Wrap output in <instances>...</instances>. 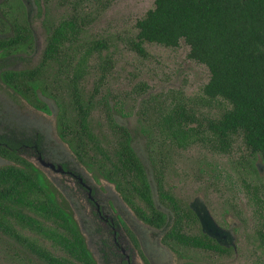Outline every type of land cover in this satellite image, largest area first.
I'll list each match as a JSON object with an SVG mask.
<instances>
[{
	"label": "flooded vegetation",
	"instance_id": "flooded-vegetation-1",
	"mask_svg": "<svg viewBox=\"0 0 264 264\" xmlns=\"http://www.w3.org/2000/svg\"><path fill=\"white\" fill-rule=\"evenodd\" d=\"M38 8V0H0V147L20 159L21 168L41 177L56 205L75 224L91 264H192L189 250L213 258L227 254L230 235L210 221L203 208L184 204L177 188L165 180L168 155L163 149L167 144L159 145L162 138L155 129L159 107L150 105L149 98L140 100L145 92H139L145 89H129L131 93L112 102L102 94L109 70L101 72L99 64L91 89L83 88L92 74L88 62L92 56L86 58L84 73L77 81L74 69L82 51L75 57L44 56L48 36L61 20L75 13V8L55 25H45L44 47L34 59L27 60L26 52L35 50L34 25L45 16L46 9L41 13ZM14 56H18L16 64L11 61ZM6 72L15 73L9 83L4 80ZM30 75L36 84L33 90L28 83ZM75 85L88 111L85 135L75 131ZM133 96L137 104L131 109ZM94 109L103 114L102 129L89 122ZM27 112L53 116L55 121L46 125L45 120ZM141 136L145 140L142 150L137 146ZM121 144L131 149L142 166L151 203L161 215L151 211L133 189L128 179L131 170L125 180L123 175L109 173L117 161L121 162L116 153ZM121 156L125 157V152ZM7 161L19 165L12 159ZM135 162L131 159L127 163ZM180 237L196 239L198 246L183 244Z\"/></svg>",
	"mask_w": 264,
	"mask_h": 264
},
{
	"label": "trees",
	"instance_id": "trees-1",
	"mask_svg": "<svg viewBox=\"0 0 264 264\" xmlns=\"http://www.w3.org/2000/svg\"><path fill=\"white\" fill-rule=\"evenodd\" d=\"M84 25L75 7V13L61 20L48 36L44 56H66L63 48L76 43ZM135 26L133 49L140 55L145 52L144 43L176 48L183 40L189 48L187 57L208 69L209 79L202 87L203 96L230 105L219 117L207 118L203 124L183 103L170 101L168 107L157 111L155 129L162 138L157 141L159 145L166 143L169 147L184 149L201 144L209 146L212 152L226 154L240 136L248 154L240 156L237 163L254 177L252 184L246 186V192L251 195L253 205L262 208L264 201L259 192L264 184L261 180L254 181L258 179L254 161L260 158L264 164V0H154L153 8L146 11ZM106 48L103 41L90 42L75 63L76 81L84 73L86 58L94 54L99 57ZM99 65L100 71L106 72L112 64L105 59ZM13 75L15 73L6 72L4 80L9 83ZM33 77L28 76L32 90L36 86L31 80ZM76 85L73 120L75 131L85 135L88 111ZM123 152L125 157L121 156ZM116 153L121 162L117 161L109 173L114 177L123 175L125 180L126 172L131 170L128 179L133 189L151 211L161 215L151 203L149 184L131 149L121 144ZM0 156L19 163L0 166V232L45 264H91L75 224L56 205L41 177L21 168L20 162H23L6 148L0 147ZM131 159L136 162L127 163ZM213 178L218 180L219 175ZM15 226L44 237L64 255L52 254L35 238L23 236ZM259 235L264 243V234ZM180 240L183 244L198 246L196 239L189 241L180 237ZM205 245L217 248V245Z\"/></svg>",
	"mask_w": 264,
	"mask_h": 264
},
{
	"label": "rangeland",
	"instance_id": "rangeland-1",
	"mask_svg": "<svg viewBox=\"0 0 264 264\" xmlns=\"http://www.w3.org/2000/svg\"><path fill=\"white\" fill-rule=\"evenodd\" d=\"M153 6L154 0H38L39 12L46 11L43 21L40 16L38 23L34 25V29H37L35 50L26 52L27 60L34 59L33 56H37L40 48L44 47L45 25H55L77 7L85 25L82 26L79 42L66 45L63 48L64 54H73L75 57L94 41H103L107 45L99 56L101 59L96 54L89 59V71L92 74L83 83L84 90L91 89L98 71L95 67L106 59L112 65L103 83L102 94L110 97L112 102L115 97L131 93L129 89L136 88L139 91L144 88L143 92H139H145L140 100L149 98L148 103H155L154 107H159V111L168 107L170 101H175L190 108L203 124L207 118L219 117L230 105L222 100H210L203 96L202 87L209 79L208 69L187 57L189 48L183 40H180L176 48L144 43L143 55L133 49L137 33L135 23ZM17 57L14 56L11 60L14 64L18 62ZM2 95L0 92V96ZM136 99L133 96L129 101L131 109L136 108ZM27 114L35 119L45 120L46 125L55 121L53 116L45 117L33 112ZM103 121V114L94 109L89 118L91 125L102 129L105 127ZM143 143L145 144V140L142 136L137 138L138 147L144 148ZM163 151L168 155L167 184L177 188L179 199L184 204L203 208L215 225L230 235V240L225 245L227 254L213 258L208 254L189 250L188 257L192 264H264V243L259 235L264 234V205L258 209L253 205L251 195L246 192V186L252 184L254 177L237 163L240 156L248 154L240 136L236 137L231 152L226 154L212 152L209 146L201 144H192L184 149L166 145ZM4 164L9 162L0 157V165ZM254 167L258 175V179L256 177L254 181L261 180L264 184V164L260 158H256ZM217 174L218 180L213 178ZM259 195L264 201V187ZM15 228L23 236L35 238L52 254L64 255L44 237L19 226ZM232 248L235 249L234 252ZM0 264L45 263L0 232Z\"/></svg>",
	"mask_w": 264,
	"mask_h": 264
},
{
	"label": "water",
	"instance_id": "water-1",
	"mask_svg": "<svg viewBox=\"0 0 264 264\" xmlns=\"http://www.w3.org/2000/svg\"><path fill=\"white\" fill-rule=\"evenodd\" d=\"M141 150H142V147L140 148ZM139 152V151H138ZM140 153V152H139ZM144 153H145V151H144ZM142 154V153H141ZM146 157V156H145ZM208 215V214H207ZM208 217H209V215H208ZM209 219H210V221H211V218L209 217ZM213 223V222H212ZM214 224V223H213ZM214 233H216L217 232V230L216 229H214Z\"/></svg>",
	"mask_w": 264,
	"mask_h": 264
}]
</instances>
